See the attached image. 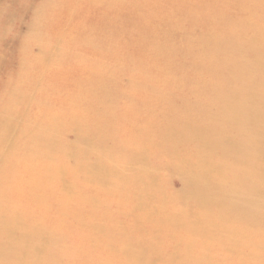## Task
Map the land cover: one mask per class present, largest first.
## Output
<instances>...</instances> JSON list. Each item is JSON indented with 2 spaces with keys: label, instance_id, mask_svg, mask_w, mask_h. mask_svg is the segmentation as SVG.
Listing matches in <instances>:
<instances>
[{
  "label": "bare ground",
  "instance_id": "bare-ground-1",
  "mask_svg": "<svg viewBox=\"0 0 264 264\" xmlns=\"http://www.w3.org/2000/svg\"><path fill=\"white\" fill-rule=\"evenodd\" d=\"M222 2L208 13L205 1L194 4L196 12L174 23L167 13L166 24L165 17L138 19L114 31L118 45H190L182 53L175 46L147 51L143 62L172 77L162 90L134 91L138 99L165 92L158 93L163 106L153 100L121 112V98L104 96L121 83L91 68L94 79L75 89L86 96L80 119L44 115L45 101H30L29 74L21 71L36 60L31 49L42 38H20L18 49L0 45V264H264V0L239 2L236 14ZM15 7V0L0 3V13L13 16ZM98 31L63 45H107L112 36L99 42ZM73 48L56 47L55 59ZM137 60L119 56L123 80L135 88L148 79ZM97 78L107 85L98 88ZM96 95L109 110L119 103L120 114L103 120L105 109L85 106ZM90 109L83 123L79 114ZM129 122L146 126L138 132ZM5 148L11 160L2 158ZM27 180L25 194L18 185ZM101 208L109 209L103 222L95 215ZM91 232L103 246L91 244ZM163 239L172 241L170 250Z\"/></svg>",
  "mask_w": 264,
  "mask_h": 264
},
{
  "label": "rangeland",
  "instance_id": "rangeland-1",
  "mask_svg": "<svg viewBox=\"0 0 264 264\" xmlns=\"http://www.w3.org/2000/svg\"><path fill=\"white\" fill-rule=\"evenodd\" d=\"M11 0H0V3H5L9 5ZM16 7L15 13L13 16H6L5 11L0 13V32L6 29L5 33L0 35V45L5 48H14L19 45L18 39L29 36L32 41L36 37H41L43 40L42 45H33L31 49V54L36 58L33 64L28 65L26 70H21L23 74L28 73L29 78L27 80V85L32 91L30 101L38 99L39 97L45 102L43 103V111L45 113H53L52 115L61 116V119L69 117V122L71 119L78 117L76 113L77 109H80L82 102L85 100L86 96L77 92L76 86L80 85L83 81L87 79H94V75H89L88 70L95 68L98 70H103L106 72V76L114 74L116 81L121 83L118 89H115L113 92H104V96H108V100L112 101L113 99L121 98L122 110L126 111V108H143L144 105L142 102L147 104L152 103L153 100H157L160 106H163L161 102L164 101L163 98L159 96L158 93L166 95L163 91H157L153 96L146 97L145 99H138L137 92L134 91L139 87H143L149 90V93H152V87H156L159 90L165 88L167 83L166 78H171L172 75H168L163 71L164 67L159 71V68L156 65H146V62H143L144 59H148L151 54L148 49L153 47H169L175 46L178 47L180 53L183 50H186L190 45H118V42H115L113 38V33L115 30H121V28H127L129 25H132L135 20H145L148 21L154 20L156 17H165L164 23H168L169 19L174 23V21H180L181 19H187L189 15H192L194 12V4L197 7H202L205 3L207 4L204 8V12L208 13V10L215 3V0H191L192 2L186 4L185 0H15ZM227 2L221 3V9L226 7L230 10L232 5L233 14L237 13V4L245 3L244 0H226ZM223 4V7H222ZM172 5V8H175L177 11L170 12L167 11V6ZM241 11L238 12H242ZM167 13L171 14V18L167 19ZM122 23H128L129 25L123 26ZM32 26H35V31ZM132 27V26H131ZM30 29V31H27ZM92 29H97L98 31V40L103 42L107 36H112V39L108 40L107 45H63L65 42L71 39L76 33H83L90 31ZM134 38V37H133ZM150 40L149 42H151ZM61 44V45H59ZM22 46V45H21ZM42 47L44 53H40L38 47ZM61 46V47H60ZM75 46L76 48L67 49L71 53L66 55V58L62 59L61 56L59 59H55L54 55L55 48H71ZM97 46V47H96ZM17 48V47H16ZM186 48V49H183ZM18 49V48H17ZM124 53L133 58L134 63L138 59L141 67L144 66V71L148 79H146L145 85L137 86L136 88L132 83H126L123 80V77H127V73L121 72L120 66L122 62L119 61V56ZM199 51H192V55H198ZM74 55L79 58L71 59L70 56ZM148 55V57H147ZM85 56V57H84ZM130 59V58H128ZM150 59V58H149ZM131 60V59H130ZM157 61V60H154ZM143 62V63H142ZM142 63V64H141ZM163 65V64H160ZM6 68V67H5ZM182 70H189V63L186 62ZM6 70V69H5ZM3 70V72L5 71ZM7 71V70H6ZM120 71V72H119ZM40 74V75H39ZM136 73L132 72L131 76H134ZM179 75V73H178ZM138 76V75H137ZM112 79L113 83L115 82ZM97 87L102 88L107 85L108 80L105 78H97ZM158 79V81L156 80ZM8 88L11 87V83L6 82ZM144 89V90H145ZM123 91L127 92L129 96H122ZM134 91V92H133ZM151 91V92H150ZM177 92L172 93V98H176ZM100 95L91 97L85 106H95L98 109H105L106 113L101 116L103 120L109 119L112 112L115 113V117L119 115L118 104L113 105L110 110L107 108V105L104 103H98L97 98ZM84 99V100H83ZM77 100H81L76 102ZM131 101V102H130ZM23 103V101H21ZM86 102V100H85ZM165 107V106H164ZM39 108H35L37 110ZM112 109V110H111ZM144 109V108H143ZM145 111V110H144ZM92 110L87 113H80V116H85L89 120ZM31 111L28 112L30 115ZM139 114L142 115V110H139ZM107 117V118H106ZM79 118V117H78ZM80 119V118H79ZM60 120V119H59ZM59 124H63L60 120ZM65 122V123H67ZM83 123H88L84 121ZM130 125H136L138 127V132L140 128L146 126L144 123L129 122ZM1 133V128H0ZM145 146L151 147V142H143ZM151 150V149H150ZM147 150V151H150ZM11 153L7 152L5 148L2 158L4 161L11 160L12 157H8ZM149 154L153 155V151H150ZM8 158V159H7ZM75 167V166H73ZM23 170H17V172H22ZM49 175V174H48ZM43 177V176H42ZM47 177V176H46ZM44 186L46 184H43ZM19 186V189L22 193L28 194L31 193L32 188L29 186V180L22 181ZM93 187V186H92ZM91 187V189H92ZM95 190L97 188L93 187ZM99 191V190H97ZM101 192L100 198L103 199L109 198L112 199L111 194H106V192ZM101 198V199H102ZM18 199H15L14 204H17ZM98 204V201H94ZM33 203V202H32ZM35 206V204L33 203ZM110 211L112 206L109 207ZM109 209L101 208L95 215L100 217V221L103 222L102 217ZM35 212H40L36 210ZM53 214V211H52ZM92 214L84 213L81 217L84 221H87L91 218ZM144 218H140V226L143 225ZM132 222L135 225V219H132ZM71 230V229H70ZM69 230V231H70ZM91 244L95 246H103V237L93 238ZM148 234V231L145 232ZM168 233L164 230L162 231V237L167 238ZM95 239V240H94ZM163 246L165 250H170L172 247V241L163 239ZM48 249V245H47Z\"/></svg>",
  "mask_w": 264,
  "mask_h": 264
}]
</instances>
